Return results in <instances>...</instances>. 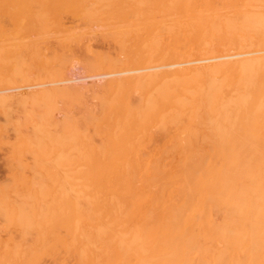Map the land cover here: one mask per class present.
Here are the masks:
<instances>
[{"label":"bare ground","instance_id":"1","mask_svg":"<svg viewBox=\"0 0 264 264\" xmlns=\"http://www.w3.org/2000/svg\"><path fill=\"white\" fill-rule=\"evenodd\" d=\"M37 1L38 30L61 41L78 38L65 24L69 12L114 26L110 35L134 66H183L100 87L90 124L102 138L72 125L62 172L70 181L68 208L60 210L64 196L51 212L63 214L50 223L60 221L68 234L42 233L41 225L30 242L0 239V264H41L57 245L75 264H264V0H136L131 12L121 0L91 7L86 0ZM92 78L82 80L87 90ZM135 85L140 95L132 101ZM24 93L0 95V106L42 94ZM24 140L11 159L20 168L27 166L17 154Z\"/></svg>","mask_w":264,"mask_h":264},{"label":"rangeland","instance_id":"2","mask_svg":"<svg viewBox=\"0 0 264 264\" xmlns=\"http://www.w3.org/2000/svg\"><path fill=\"white\" fill-rule=\"evenodd\" d=\"M135 1L121 0L120 2L123 5L125 4L124 6H126L125 9L127 11H132V7L130 8V6ZM95 2L94 0H86L84 3L85 5L88 4L87 7H91L92 5H97V2L96 4ZM117 2L119 1L117 0ZM39 8L40 5L37 0H0V95L25 94L24 92L29 93L33 91L42 92L39 98L27 100L18 105L0 106V183H3L0 184L2 187H0V202H2V206H0V239L5 240L8 236H12L14 241H17L20 237H23L22 239L26 243L31 241L33 234H38L44 229L47 231L45 230L46 232L43 231L42 233L68 234L67 230L63 229L66 228V225L64 226L62 224L61 226L60 221L56 223L51 221L52 223H50V220L55 218L59 219L60 215L62 216L68 208L70 181L68 179V173L64 175L62 172L64 171L65 173L68 171L67 159L69 155L67 154H69L70 131L74 127L77 130H84L85 128L87 130L85 133H88L87 136L90 134L89 138L94 141L98 142L102 138V136L100 137V135L94 132L95 129H92L94 126L92 127L90 124L91 117L97 116L100 110V100L103 95L100 87H103L105 85L104 83L108 81L111 82L112 80H119L121 78L125 79V77L129 78L132 75L138 76L144 73L151 74L154 71V73L170 71L177 68V66H183L178 63H174L175 65L166 63L158 64L160 66L156 64L157 67L153 65L145 66L146 68L143 66H134L128 63L127 57L114 40L115 38H112L113 32L116 31L114 26V29L106 28L78 14H70L69 12L64 13L65 24L68 29L74 31L73 33L78 38L74 40L64 39L61 41L63 36L61 37L60 35V38H58V35L53 31L38 30L36 12ZM33 17L35 18V22L32 21L34 19ZM111 29L113 30L112 33ZM88 76H93L89 80L90 82L87 83V86L91 88L87 87L89 90L86 89V84L83 83L85 81H82ZM67 79L74 80L72 82L73 84L71 82H63ZM71 85L75 86L77 90ZM66 86L71 87L75 91H68L72 89ZM51 89L53 91L49 92ZM139 95L140 90L138 86L135 85L129 88V96L132 101H135ZM74 124H77V126ZM16 129L18 130L16 131ZM19 131L21 132L20 134ZM17 133L19 135L23 133V136H19L18 139ZM20 137L22 139L25 138V140L24 144L17 149V154L20 160H26L25 163L27 164L26 167L22 166L21 168L17 164L18 162H14L19 161L18 159L14 158L16 160H11L15 155L13 151L16 150L17 143L22 140ZM152 138L154 139V141L151 139L153 142L159 143L157 132L155 134L153 133ZM13 164H15V167ZM28 164H30V167ZM34 171L35 174L33 173ZM30 184L32 187L29 186ZM22 195L28 196L21 197ZM62 197H64L63 204L65 205L60 210L63 214H58V216L52 215V217L55 216V218H52L51 212L60 207ZM18 200L22 201L18 203L20 208L23 203V209H21L23 210L21 212L22 214L27 211L31 212L24 214L29 217V214H32L31 219L27 218L31 220L29 221L30 223L28 221H22V219L26 218L20 214V208L17 205V207L11 205L10 208L9 204H7L9 202H18ZM30 201L35 206L31 205L30 207ZM5 202L6 204H4ZM27 204L29 207H27ZM3 205L8 210H4ZM55 205L57 206L56 208L53 207ZM25 208L28 209L26 210ZM35 208L39 209L36 210ZM10 209H13L12 211L15 214L19 211L18 214L20 216L16 214L18 215L17 217H21L19 219L17 218L18 221L14 218L15 214L12 215L13 212ZM9 210L10 212H8ZM40 212L41 214L39 215H43L41 217L39 216V218L42 221L46 219L45 221L48 224L50 223L49 225L41 220L40 222L43 224H39L38 217L36 216ZM8 213L10 214L8 215ZM34 214L35 218L32 217ZM7 215L9 217L12 216V218L7 219ZM33 219L34 221L32 222ZM36 219L37 221H35ZM7 220L13 224H10ZM26 223L30 224L31 228L32 226L33 228L34 226L38 228H27V230L26 227H29V225L27 226ZM31 223L35 224L31 225ZM53 224L55 227H53ZM23 226L25 229H22ZM40 226L41 228L44 227V229L39 228ZM20 228L25 232H21ZM23 233H26L27 236ZM56 247L55 252L53 251L42 257L41 264H75L74 256L70 251L64 249V247L62 248L61 245L59 247L57 245Z\"/></svg>","mask_w":264,"mask_h":264}]
</instances>
